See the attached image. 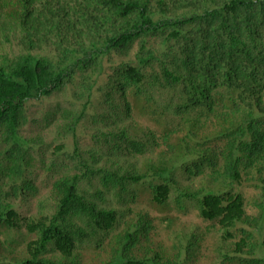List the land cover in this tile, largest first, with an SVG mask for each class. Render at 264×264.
Returning a JSON list of instances; mask_svg holds the SVG:
<instances>
[{"label":"trees","instance_id":"1","mask_svg":"<svg viewBox=\"0 0 264 264\" xmlns=\"http://www.w3.org/2000/svg\"><path fill=\"white\" fill-rule=\"evenodd\" d=\"M44 99L73 147L0 264H264V0H0L8 232Z\"/></svg>","mask_w":264,"mask_h":264},{"label":"rangeland","instance_id":"2","mask_svg":"<svg viewBox=\"0 0 264 264\" xmlns=\"http://www.w3.org/2000/svg\"><path fill=\"white\" fill-rule=\"evenodd\" d=\"M17 47V46H16ZM62 102V101H61ZM56 103L55 99H44L42 102L37 103L35 102V106L33 107L34 113L37 116V119L39 121V127H41L42 132H43V149L45 151L44 157H45V164H40L41 166H44L45 169H37V172L39 173L38 176L35 177L34 181V189L32 192V198L29 203L22 202L20 199L17 200L13 207L16 209V211L19 213V222L20 229L18 232H8L6 230H3L0 228V237L2 239L6 240H14L13 243L17 244V241H24L27 240L28 237L26 235V230L24 229V221L23 218L27 217L30 215V213L38 210L40 208V203L45 200L46 198V193L48 186L52 179L57 177L58 175L56 174L55 171L50 172L51 169H53V165L51 162H53L55 159L56 161L58 160L59 163L66 164L68 163V160L66 158V153L70 152L72 150L73 144L72 140L70 138H65L62 139L59 134H57V131L53 128L52 123L48 125L46 124L44 117L45 114L47 113L48 110H51L52 107H54ZM63 145V146H61ZM59 148V150H57ZM55 152L56 156L55 158L53 157ZM36 167H39V165L36 163ZM48 168V169H47ZM54 170V169H53ZM65 170V169H64ZM62 171V170H59ZM73 171V170H71ZM137 206L148 210L151 212V214L156 215L157 213L155 212L156 210L152 209L147 203L139 202ZM184 217L186 220H197V217L194 215L191 216H181V218ZM12 243V244H13ZM203 252L208 251V249H202ZM5 262L8 263V259H5ZM197 264H211L209 260L205 259L204 257H200L198 259Z\"/></svg>","mask_w":264,"mask_h":264}]
</instances>
